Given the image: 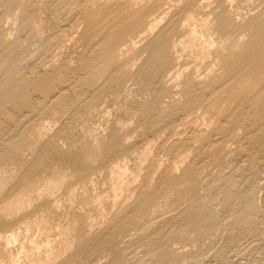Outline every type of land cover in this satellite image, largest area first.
Segmentation results:
<instances>
[{
  "label": "rangeland",
  "instance_id": "1",
  "mask_svg": "<svg viewBox=\"0 0 264 264\" xmlns=\"http://www.w3.org/2000/svg\"><path fill=\"white\" fill-rule=\"evenodd\" d=\"M263 47L264 0H0V264H264Z\"/></svg>",
  "mask_w": 264,
  "mask_h": 264
},
{
  "label": "bare ground",
  "instance_id": "2",
  "mask_svg": "<svg viewBox=\"0 0 264 264\" xmlns=\"http://www.w3.org/2000/svg\"><path fill=\"white\" fill-rule=\"evenodd\" d=\"M151 4V3H150ZM156 4V3H155ZM196 4V3H195ZM80 5V4H79ZM123 5V4H122ZM191 5V4H190ZM189 5V6H190ZM194 5V4H193ZM113 6V5H112ZM126 7V6H125ZM195 7V6H194ZM115 8V7H114ZM193 8V7H192ZM154 10V9H153ZM215 10V9H214ZM192 11V10H191ZM111 12V11H110ZM119 12V11H118ZM95 13V12H94ZM165 13V12H164ZM124 14V13H123ZM110 15V14H109ZM116 15V14H115ZM121 15V14H120ZM126 16V15H125ZM129 16V15H128ZM223 16V15H222ZM99 17V16H98ZM121 17V16H120ZM140 17V16H139ZM147 18V17H146ZM121 19V18H120ZM124 19V18H123ZM136 19V18H135ZM138 19V18H137ZM118 20V19H117ZM126 20V19H125ZM128 20V19H127ZM141 20V19H140ZM139 20V21H140ZM188 20V19H187ZM138 21V20H136ZM144 21V20H143ZM179 22V21H178ZM119 23V22H118ZM123 23V22H121ZM141 23V22H140ZM169 23V22H168ZM194 23V22H193ZM117 24V23H116ZM128 24V23H127ZM122 25V24H121ZM125 25V24H124ZM134 25V24H133ZM260 26V25H259ZM124 28V27H123ZM130 28V27H129ZM227 28V27H226ZM120 29V28H119ZM118 29V30H119ZM134 29V28H133ZM152 29V28H151ZM172 29V28H171ZM177 29V28H176ZM140 30V29H139ZM127 31V30H126ZM161 32V31H160ZM164 32V31H162ZM161 32V33H162ZM117 33V32H116ZM125 33V32H124ZM123 33V34H124ZM163 34V33H162ZM166 35H162L163 37L159 40V42H157L156 44V48H154V52L156 55L158 54H162L165 47H166V44H167V32L165 33ZM190 34V39H191V42H193L195 40V33L194 32H191L189 33ZM31 35V34H30ZM119 35V34H118ZM127 35V34H126ZM139 35V34H138ZM169 35V34H168ZM109 36V35H108ZM159 36V35H158ZM198 36V35H197ZM121 38V37H120ZM119 38V40H120ZM251 46V45H250ZM108 48V47H107ZM260 48V47H259ZM48 49V48H47ZM14 55V54H13ZM256 55V54H255ZM259 57H262V61H264V47L263 49L259 52ZM242 57V56H241ZM252 56L249 55L248 58H251ZM258 57V58H259ZM160 59H162V56L159 57ZM245 58V57H244ZM257 58V57H256ZM249 60V59H248ZM253 61V60H252ZM20 62V61H19ZM162 62V61H161ZM246 62V61H245ZM18 63V62H17ZM250 63V62H249ZM260 63V62H259ZM14 64H15V61L14 59H11L9 60L8 64L6 65L7 66V70L9 72L12 71L13 67H14ZM18 65V64H17ZM164 65V64H163ZM247 65V64H246ZM249 65V64H248ZM257 65V64H256ZM16 67V66H15ZM257 67V66H256ZM6 68V67H5ZM119 70V69H118ZM15 70H13L12 74L14 73ZM6 74V73H5ZM11 74V75H12ZM93 74V73H92ZM9 76V74H7ZM5 76V75H4ZM119 76V75H118ZM12 77V76H11ZM91 77V76H90ZM235 78V77H234ZM11 79V78H10ZM13 79V78H12ZM8 80V79H7ZM43 80V79H42ZM95 80V79H94ZM37 83V82H36ZM39 83V81H38ZM37 83V88H40V89H45V88H48V86L52 83H50L49 79L48 81H43L41 83L38 84ZM29 84V83H28ZM36 86V85H35ZM109 86V85H108ZM248 86V85H246ZM50 88V87H49ZM48 90V89H47ZM19 91V86L17 84H15V82H12V81H7L5 84L3 85H0V110L2 109V105L3 104H6V103H9L11 104L12 106L14 107H20V106H23L25 105V100H24V97L22 95H18L16 94L17 92ZM22 96V97H21ZM255 97V96H254ZM209 100V99H208ZM27 104V103H26ZM4 106V105H3ZM41 106V105H40ZM46 107V106H45ZM250 108V107H249ZM9 109V108H8ZM20 109V108H19ZM18 109V110H19ZM41 109V108H40ZM39 109V110H40ZM5 113V112H4ZM33 120V119H32ZM21 131V130H20ZM114 147V146H113ZM110 150V149H109ZM114 153V152H113ZM218 156V155H217ZM216 156V157H217ZM263 159V158H262ZM177 179V178H176ZM142 203V202H141ZM140 205V204H139ZM118 216V215H117ZM122 223V222H121ZM110 230V229H109ZM10 238V237H9ZM104 240V239H103ZM100 244V243H99ZM64 248V247H63Z\"/></svg>",
  "mask_w": 264,
  "mask_h": 264
}]
</instances>
